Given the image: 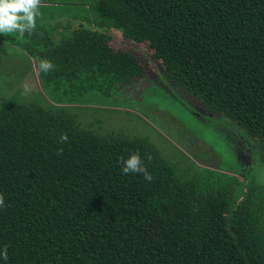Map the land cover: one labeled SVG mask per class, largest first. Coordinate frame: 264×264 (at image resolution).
I'll list each match as a JSON object with an SVG mask.
<instances>
[{
    "label": "trees",
    "instance_id": "trees-1",
    "mask_svg": "<svg viewBox=\"0 0 264 264\" xmlns=\"http://www.w3.org/2000/svg\"><path fill=\"white\" fill-rule=\"evenodd\" d=\"M39 11L31 35L0 34L45 91L0 102V264H264V185L251 174L184 173L147 138L77 111L122 102L146 77L149 60L114 47L116 32L245 133L250 170L264 165V0H42ZM39 59L55 70L37 73ZM134 152L151 182L121 171Z\"/></svg>",
    "mask_w": 264,
    "mask_h": 264
},
{
    "label": "rangeland",
    "instance_id": "rangeland-1",
    "mask_svg": "<svg viewBox=\"0 0 264 264\" xmlns=\"http://www.w3.org/2000/svg\"><path fill=\"white\" fill-rule=\"evenodd\" d=\"M111 44L149 60L146 77L122 102L88 100L77 111L97 117L104 129L120 128L147 138L184 173H204L208 168L233 174L241 180L249 173L252 179L264 185V165L255 164L250 170L255 144L242 130L187 96L151 59L145 46L127 42L116 32ZM25 59L18 48L0 42V102L5 97L19 102L42 100L45 91L33 64L31 68L26 67ZM25 83L32 89L27 96L24 95ZM209 116L214 117V121L208 119Z\"/></svg>",
    "mask_w": 264,
    "mask_h": 264
},
{
    "label": "clouds",
    "instance_id": "clouds-1",
    "mask_svg": "<svg viewBox=\"0 0 264 264\" xmlns=\"http://www.w3.org/2000/svg\"><path fill=\"white\" fill-rule=\"evenodd\" d=\"M42 0H0V34L18 33L21 38L25 33L31 35L37 27V17L40 15ZM56 65L49 59H39L36 64L37 73L47 74L55 70ZM24 95L27 96L32 91L31 87L25 83ZM68 135L61 133L58 143L63 144L68 141ZM63 149H58L62 153ZM146 159L150 162L151 154H147ZM121 171L124 174H140L144 179L151 182L154 177L148 171L144 160L139 153H132L126 159L122 158ZM5 199L0 194V208H5ZM0 258L8 260L7 247L0 249Z\"/></svg>",
    "mask_w": 264,
    "mask_h": 264
}]
</instances>
